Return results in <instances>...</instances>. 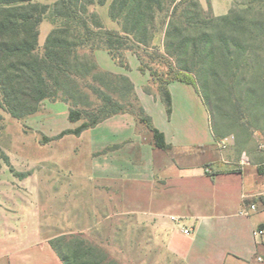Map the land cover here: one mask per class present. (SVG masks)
<instances>
[{
	"label": "trees",
	"instance_id": "1",
	"mask_svg": "<svg viewBox=\"0 0 264 264\" xmlns=\"http://www.w3.org/2000/svg\"><path fill=\"white\" fill-rule=\"evenodd\" d=\"M42 1L0 0V110L20 121L37 113L45 100L66 104L68 121L80 124L51 140L79 137L128 114L147 128L156 148L168 149L131 80L98 67V50L125 71L126 55L135 56L138 71L148 75L143 92L157 96L167 116L172 107L168 85L193 87L216 141L225 134L212 123L211 102L220 112L231 109L220 114L227 130L239 125L243 107L247 114L250 107L264 106V0H233L228 13L218 17L198 0H112L108 17L116 29L106 28L93 9L107 0ZM45 20L51 29L39 49ZM160 33L162 51L153 44ZM48 243L62 264H100L101 252L82 234L60 235Z\"/></svg>",
	"mask_w": 264,
	"mask_h": 264
},
{
	"label": "rangeland",
	"instance_id": "2",
	"mask_svg": "<svg viewBox=\"0 0 264 264\" xmlns=\"http://www.w3.org/2000/svg\"><path fill=\"white\" fill-rule=\"evenodd\" d=\"M111 1L107 0L103 7L93 9L106 28L116 29V24L108 17ZM50 29L47 20L41 23L39 49ZM94 56L101 70L127 74L137 90L146 84L148 76L138 71L133 55H126L129 66L127 72L115 64L103 50L96 51ZM210 105L212 123L225 134L224 138L216 141V147L226 151L225 158L234 156L237 163L245 165L254 162V155H257L264 163V106L257 110L250 107L247 114L243 107L239 125L227 130L223 127L220 114L230 112L231 109L227 110L225 107L220 112L215 102ZM182 108L181 105L176 108L175 117L183 115ZM164 109L161 102L159 111H152L156 122L166 121L169 117ZM190 114L195 116L199 136L204 140L209 134L202 104L192 109ZM67 115L66 104L47 100L42 102L37 113L20 121L0 110V264H7L6 256L10 247L15 244L33 242L38 237L45 241L62 234L81 231L84 232V238L101 252L100 264H183L165 250L163 243L144 224L130 217L125 204L119 207L113 202H104L97 195L96 189L83 183L96 179L99 171L98 156L101 154L97 151L103 150L105 143L115 142L123 135L134 141L119 158L122 163L125 162V175L133 183L145 181L146 173L137 172L135 167L149 164L152 158L156 161L157 152L153 153L144 144L153 143L151 133L134 119L137 129L134 126L121 129L108 123L88 129L79 137L66 135L51 140L63 130L74 129L80 124L70 123ZM201 156L203 159L212 158L213 154L205 153ZM206 167L209 169L210 166ZM211 173L212 170L209 174ZM251 180L250 174H247V184ZM233 182L234 185L225 195L231 205L223 212L229 214L234 212V202L240 192V180ZM198 184L200 185L199 181L193 179L175 181L173 187L160 194L159 199L180 197L190 199L192 204H199L201 200L198 197L203 195L202 197L210 198L212 195L206 192L208 190L204 183L201 184L202 191L197 190ZM73 185L81 187L75 188ZM133 187L141 189L144 193L142 196L146 189L147 193L152 191L144 183H135ZM220 190L222 188H217L216 195L219 197L222 193ZM137 206H141V203ZM154 212L167 216L172 211L166 205L155 203ZM241 228L246 233L245 224Z\"/></svg>",
	"mask_w": 264,
	"mask_h": 264
},
{
	"label": "crops",
	"instance_id": "3",
	"mask_svg": "<svg viewBox=\"0 0 264 264\" xmlns=\"http://www.w3.org/2000/svg\"><path fill=\"white\" fill-rule=\"evenodd\" d=\"M198 1L205 10L209 4L212 14L216 17L226 15L233 2V0H208V3L207 0ZM162 40L163 34L160 33L153 41L160 51H162ZM119 75L127 76L133 83L127 74L119 73ZM145 85L141 86L140 90L134 85L135 94L145 114L150 117L153 127L163 134L168 149H158L153 143H145L142 138L144 144H147L153 153L157 152L156 161L152 158L149 164L136 166L137 172L146 173V180L133 183L128 181L131 178L126 177L127 168L123 165L125 162L122 163L119 158L121 154L126 153L125 151L134 141L123 135L115 142L105 143L104 149L97 151L101 154L98 156L99 171L96 179L83 183L96 189L97 195L103 198L104 202H113L119 207L125 204L130 217L144 224L152 235L163 243L165 250L183 264H264V241L255 239L252 234L257 227L264 226V211L250 216L239 214L247 197L264 191V163L257 155H254V162L245 165L237 163V158L234 156L225 158L226 151L216 147V140L210 129L209 114L199 95L190 85L179 82L168 85L171 114L166 121L156 122L152 111H159L161 101L157 96L145 94L143 92ZM197 104H202L206 113L209 136L204 140L199 136L195 116L190 114V111L198 106ZM179 105L183 107L181 110L183 115L175 117V110ZM108 123H113L121 129L133 126L137 129L134 118L128 114L111 117L97 126ZM113 145L118 148L102 154L106 148ZM205 153H212V158L203 159L201 155ZM206 166H210L211 174L205 172ZM258 167H260L259 171ZM247 174H250L252 179L248 184ZM184 179L198 180L200 185L198 184L196 189L199 191H202L201 184L204 183L205 189L208 190L206 192L212 196L207 198L201 195L198 197L201 200L199 204H192L190 199L180 197L159 199L160 194L173 187L175 181ZM233 180H240V192L234 202L235 210L229 214L223 211L231 205V201H227L225 195L234 185ZM135 183L146 184L152 190L151 193H147L148 189H146L145 195L142 196L144 193L141 189H134ZM217 188H222L220 197L216 195ZM138 203H141V206H137ZM155 203L168 206L172 211L171 214L162 216L160 213H155ZM172 216L180 218L181 222L172 221L170 219ZM244 224L246 233L241 228ZM184 227L192 228V233L188 236L184 235L181 231ZM68 234L83 235L84 232ZM50 239L41 241L38 237L33 242L24 241L13 245L6 256L7 264H62L48 243Z\"/></svg>",
	"mask_w": 264,
	"mask_h": 264
},
{
	"label": "built area",
	"instance_id": "4",
	"mask_svg": "<svg viewBox=\"0 0 264 264\" xmlns=\"http://www.w3.org/2000/svg\"><path fill=\"white\" fill-rule=\"evenodd\" d=\"M205 172L209 174L211 172L210 169H205ZM247 199L252 200L250 203L245 202L242 209L239 211L240 215L243 216H250L252 214H255L259 211H264V191L261 193H258L256 195H252L250 197H247ZM172 221L179 223L181 222V219L178 217H171ZM182 233L184 235H190L192 233V228H182ZM253 237L258 240L264 241V226H259L253 231ZM261 260V259H258Z\"/></svg>",
	"mask_w": 264,
	"mask_h": 264
}]
</instances>
